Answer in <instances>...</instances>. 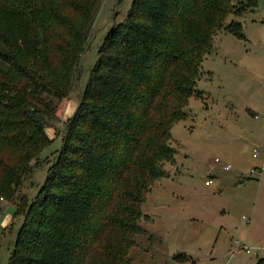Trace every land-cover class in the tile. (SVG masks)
Returning <instances> with one entry per match:
<instances>
[{"label": "trees", "instance_id": "obj_1", "mask_svg": "<svg viewBox=\"0 0 264 264\" xmlns=\"http://www.w3.org/2000/svg\"><path fill=\"white\" fill-rule=\"evenodd\" d=\"M98 2L0 0V199L17 201L32 153L50 143L44 123L72 90ZM256 6L132 1L98 49L37 195L23 208L14 203L22 223L7 264H131L137 238L151 236L142 206L175 162L171 130L202 93L197 82L213 39L220 31L245 39L228 18Z\"/></svg>", "mask_w": 264, "mask_h": 264}, {"label": "rangeland", "instance_id": "obj_2", "mask_svg": "<svg viewBox=\"0 0 264 264\" xmlns=\"http://www.w3.org/2000/svg\"><path fill=\"white\" fill-rule=\"evenodd\" d=\"M132 1L96 5L72 90L44 123L50 143L32 153L15 188L21 208L44 183L98 49L107 32L124 22ZM256 1L253 11L228 18L241 23L245 39L220 31L201 64L202 93L189 99V117L171 130L175 162L165 165L167 176L154 183L142 206L148 218L141 225L151 236L137 238L131 264H255L264 257V171L260 180L258 174L264 170V0ZM17 201L0 199V264L8 263L22 223Z\"/></svg>", "mask_w": 264, "mask_h": 264}, {"label": "built area", "instance_id": "obj_3", "mask_svg": "<svg viewBox=\"0 0 264 264\" xmlns=\"http://www.w3.org/2000/svg\"><path fill=\"white\" fill-rule=\"evenodd\" d=\"M256 156H257V154L254 153V154H253V157H256ZM215 162H218V161L215 160ZM225 168L228 169V167H225ZM252 173H254V170H252ZM205 184H206V185L211 184V180H210V179L207 180V181L205 182ZM236 245H240V244H239L238 242H236ZM242 248L248 252V248H246V247H242Z\"/></svg>", "mask_w": 264, "mask_h": 264}, {"label": "crops", "instance_id": "obj_4", "mask_svg": "<svg viewBox=\"0 0 264 264\" xmlns=\"http://www.w3.org/2000/svg\"><path fill=\"white\" fill-rule=\"evenodd\" d=\"M263 171H264L263 168H262L261 170L258 171V172H259V173H258V174H259V180L262 179L261 175H262ZM263 177H264V175H263Z\"/></svg>", "mask_w": 264, "mask_h": 264}]
</instances>
